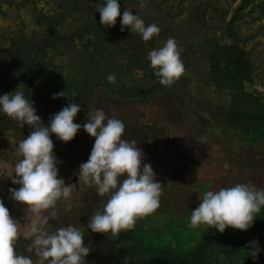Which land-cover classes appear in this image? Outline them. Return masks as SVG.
Returning <instances> with one entry per match:
<instances>
[{
  "label": "trees",
  "instance_id": "obj_1",
  "mask_svg": "<svg viewBox=\"0 0 264 264\" xmlns=\"http://www.w3.org/2000/svg\"><path fill=\"white\" fill-rule=\"evenodd\" d=\"M237 1L118 0L121 14L130 10L146 25L161 29L142 41L127 26L120 31L119 16L114 26L100 25L96 8L103 0H0V93L18 87L43 114L69 100H92L96 86L116 99L133 101L170 89L199 112L207 126L226 133L232 128L245 135L244 141L253 137L256 142L264 138V97L251 86L264 82V0ZM233 2L237 4L231 8ZM169 37L182 41L178 50L184 72L165 87L147 56ZM110 73L115 74L114 82L106 79ZM138 75L149 83H137ZM194 81L228 93V103H215L200 89H187ZM59 91L76 96L53 99ZM30 221L16 220V248L28 251L31 241L24 234ZM68 224L62 218L47 226L55 230ZM147 237V230L135 227L115 237L123 245L118 264H264V249L253 260L244 248L253 239L259 246L264 242V207L246 231L201 229L192 246L158 245Z\"/></svg>",
  "mask_w": 264,
  "mask_h": 264
},
{
  "label": "clouds",
  "instance_id": "obj_2",
  "mask_svg": "<svg viewBox=\"0 0 264 264\" xmlns=\"http://www.w3.org/2000/svg\"><path fill=\"white\" fill-rule=\"evenodd\" d=\"M100 25L111 27L120 17V31L128 27L139 34L142 41L159 35L156 24H145L139 16L124 9L120 13L118 0H103L97 5ZM147 59L159 83L171 86L184 72L175 39L169 37L162 46L149 51ZM106 79L115 81V74ZM66 91L52 94V98L75 97ZM81 110L80 104L69 100L66 106L53 113L47 124L37 114L34 101L24 91L16 88L0 93V114L14 120L20 127L25 124L29 133L17 143L15 160L10 170L0 169V179L8 177L18 188L9 187L10 199L25 204L33 216L24 234L30 238L28 251L37 257L35 264H85L90 248L83 242L85 233L80 227L68 224L49 230L48 221L55 219L58 201L68 200L71 184L58 177L57 165L61 163L53 149L50 134L62 141H70L81 128L94 137L88 159L78 166V181L95 188L97 195L106 196L102 209L95 210L88 219L87 229L113 238L122 231L134 228L138 219L152 214L158 207L162 192L161 183L150 163L143 162L145 155L137 141L123 138L125 125L115 117H106L103 109L88 111L83 124L74 123ZM187 220L190 229L215 228L223 233L226 227L249 229L254 217L264 207V188L251 182L235 183L219 189H207L198 197ZM19 232L16 220L9 214L0 199V264H34L30 256L15 251ZM248 256L257 259L261 251L257 240L245 247Z\"/></svg>",
  "mask_w": 264,
  "mask_h": 264
},
{
  "label": "rangeland",
  "instance_id": "obj_3",
  "mask_svg": "<svg viewBox=\"0 0 264 264\" xmlns=\"http://www.w3.org/2000/svg\"><path fill=\"white\" fill-rule=\"evenodd\" d=\"M237 2H233L231 8ZM175 42L179 49L182 41L178 39ZM135 80L144 85L149 83L141 75ZM191 88L192 91L200 89L215 103L226 105L229 101L228 93L198 86L196 81L187 86V89ZM79 104L81 110L74 117V123L83 124L88 111L97 108L103 109L106 117L120 119L125 125L123 138L137 141V146L145 155L143 162L150 163L156 179L162 184L159 207L152 214L138 219L134 226L138 232L147 230V239L153 243H173L186 247L194 245L201 229L188 228L187 218L191 209L199 203L198 197L207 189L228 187L238 182H251L264 188V138L259 137L254 142L250 137L247 142L244 141L247 139L245 135L236 134L232 128H228L226 133L220 128L207 126V121L178 92L166 89L147 100H119L96 86L95 97ZM55 112L57 110L53 109L37 114L47 124ZM24 130L28 135V125L20 127L14 120L0 114V169L10 170L18 159L16 142L26 136L22 134ZM50 136L54 142L53 150L64 146L69 148L70 160L77 166L88 159L95 139L82 128L68 142L56 139L55 134ZM62 170L66 171L65 168ZM59 176H62L61 172ZM10 182L8 177L0 179V197L8 195ZM106 200V196L97 195L94 187L84 184L81 192L76 193L72 189L68 200L58 201L56 218L49 219L58 223L63 218L67 223L81 228L85 233L83 242L90 248L85 264L119 263V250L123 245L116 243L109 235L87 229L89 216L95 210L102 209ZM16 203L17 207H13L10 216L17 221L31 219L33 214L25 211L27 206ZM260 249H264V242ZM15 251L30 256L35 264L33 252L16 247Z\"/></svg>",
  "mask_w": 264,
  "mask_h": 264
},
{
  "label": "flooded vegetation",
  "instance_id": "obj_4",
  "mask_svg": "<svg viewBox=\"0 0 264 264\" xmlns=\"http://www.w3.org/2000/svg\"><path fill=\"white\" fill-rule=\"evenodd\" d=\"M60 105H61L60 108H57V107L55 108L57 111H59L63 106H65V103H62ZM2 134H4V133H2ZM22 134L27 136V131L24 130L22 132ZM16 143H18V142H16ZM53 151H54L56 157L60 161H62L61 163H59L57 165L58 173L61 172V174H62L61 177L64 178V181L66 184H71L70 185L71 189H74L76 193L81 192L83 190L84 184H83V182L78 181V176H77L78 166L73 161L70 160V157H69L70 153H71L70 149L66 148L64 146L63 148L58 147L56 150H53ZM62 168H65L66 171H63ZM9 187L18 188L19 185H16V184H13L12 182H10L8 184V189H9ZM0 199H3L5 206L9 209V212L17 204L16 201L10 199L9 193L6 196L4 195V196L0 197ZM25 211L30 212L29 210L28 211L25 210Z\"/></svg>",
  "mask_w": 264,
  "mask_h": 264
},
{
  "label": "built area",
  "instance_id": "obj_5",
  "mask_svg": "<svg viewBox=\"0 0 264 264\" xmlns=\"http://www.w3.org/2000/svg\"><path fill=\"white\" fill-rule=\"evenodd\" d=\"M251 88L264 97V82L256 81L252 84Z\"/></svg>",
  "mask_w": 264,
  "mask_h": 264
},
{
  "label": "water",
  "instance_id": "obj_6",
  "mask_svg": "<svg viewBox=\"0 0 264 264\" xmlns=\"http://www.w3.org/2000/svg\"><path fill=\"white\" fill-rule=\"evenodd\" d=\"M60 107H61V105L57 106V108H60Z\"/></svg>",
  "mask_w": 264,
  "mask_h": 264
}]
</instances>
